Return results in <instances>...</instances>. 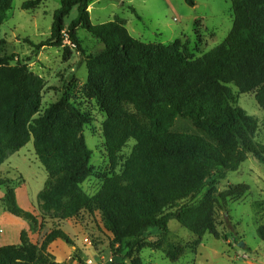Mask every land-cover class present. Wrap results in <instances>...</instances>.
<instances>
[{
  "label": "trees",
  "instance_id": "16d2710c",
  "mask_svg": "<svg viewBox=\"0 0 264 264\" xmlns=\"http://www.w3.org/2000/svg\"><path fill=\"white\" fill-rule=\"evenodd\" d=\"M96 1L62 0L54 14L52 37L40 46L60 47L68 40L80 49L79 28L103 43V52L87 61L88 86L107 116L103 131L113 171L129 141L136 142L121 173L105 176L96 196L85 193L82 184L92 174V152L83 135L89 119L65 98L42 112L43 79L19 60L11 65L14 56L7 54L3 41L0 165L33 139L36 157L48 173L39 194L43 211L65 221L82 212H99L107 231L126 247L124 259L130 264H143L137 252L144 235L157 228L165 240L172 220L200 239L210 234L225 240L217 229V210L228 199L244 195L249 186L230 185L221 192L220 184L250 155L264 164V145L255 140L259 122L233 105L232 89L253 94L264 111V0H231L230 34L197 59L180 40L163 45L135 39L121 18L94 25L89 7ZM185 2L196 6L195 0ZM12 3L0 0V27ZM75 8L78 16L66 26ZM179 118L196 131L174 130ZM12 184L0 179V187L7 190L6 211L30 229L40 227L39 218L19 205ZM257 236L264 242V225ZM57 240L74 246L61 229L47 234L41 245L23 232L20 244L0 246V264H66L48 252ZM180 252L174 244L164 250L171 261Z\"/></svg>",
  "mask_w": 264,
  "mask_h": 264
},
{
  "label": "rangeland",
  "instance_id": "374dc122",
  "mask_svg": "<svg viewBox=\"0 0 264 264\" xmlns=\"http://www.w3.org/2000/svg\"><path fill=\"white\" fill-rule=\"evenodd\" d=\"M35 0H13L6 19L0 27V42H5L8 55L26 65L43 79L42 112L62 98L68 99L89 119L83 135L92 152L91 176L82 184L90 197L96 196L107 175L121 173L126 159L136 142L130 140L121 154L120 164L112 170L106 151L103 124L106 114L88 86L87 61L104 50L103 43L79 28L80 49L66 41L63 46L41 47L52 37L54 14L62 0H42L37 6H26ZM190 7L185 0H98L89 7L94 25L121 18L126 21L130 35L144 43L169 45L180 40L193 59L222 44L230 34L234 13L231 0H195ZM134 7L137 13L132 11ZM137 14V16H136ZM75 8L66 19V26L76 19ZM233 105L246 111L259 122L256 142L264 145V111L253 94H239L232 86ZM176 131L196 130L192 124L179 118ZM0 179L12 180L19 205L34 213L40 227L30 229L27 222L10 215L4 205L6 188L0 187V246L18 245L26 232L30 241L41 245L45 236L55 229L65 231L74 241L70 246L63 241L52 243L48 252L57 262L66 264H130L124 257L127 249L117 243L107 231L99 212H82L77 219L61 220L54 213L41 208L39 194L45 189L48 173L38 161L33 139L0 165ZM248 185L249 190L237 198H230L223 209L217 210V229L225 240L207 234L198 238L177 221L170 222V232L164 240L162 231L153 228L140 242L137 257L143 264H264V242L257 229L264 225V164L253 156L236 172H230L219 189L225 192L230 185ZM243 243L245 248L240 246ZM169 244L177 246L180 256L169 260L164 250ZM162 248L159 249L158 247Z\"/></svg>",
  "mask_w": 264,
  "mask_h": 264
},
{
  "label": "crops",
  "instance_id": "0c3cea01",
  "mask_svg": "<svg viewBox=\"0 0 264 264\" xmlns=\"http://www.w3.org/2000/svg\"><path fill=\"white\" fill-rule=\"evenodd\" d=\"M131 7V6H130ZM132 9H135L134 7H131ZM135 11H136V9H135ZM136 13H137V11H136ZM169 226H170V223H169ZM61 240H57V241H55L54 242V244H62V243H59Z\"/></svg>",
  "mask_w": 264,
  "mask_h": 264
},
{
  "label": "water",
  "instance_id": "95a60500",
  "mask_svg": "<svg viewBox=\"0 0 264 264\" xmlns=\"http://www.w3.org/2000/svg\"><path fill=\"white\" fill-rule=\"evenodd\" d=\"M240 246H242L243 248H245V245L243 243H241Z\"/></svg>",
  "mask_w": 264,
  "mask_h": 264
},
{
  "label": "built area",
  "instance_id": "2783aa9c",
  "mask_svg": "<svg viewBox=\"0 0 264 264\" xmlns=\"http://www.w3.org/2000/svg\"><path fill=\"white\" fill-rule=\"evenodd\" d=\"M92 262H93V261H88V264H93Z\"/></svg>",
  "mask_w": 264,
  "mask_h": 264
}]
</instances>
